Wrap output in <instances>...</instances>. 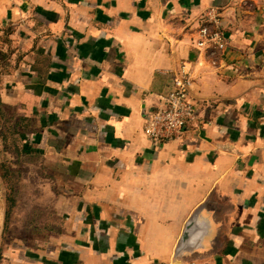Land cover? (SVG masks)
I'll return each mask as SVG.
<instances>
[{
  "label": "crops",
  "instance_id": "1",
  "mask_svg": "<svg viewBox=\"0 0 264 264\" xmlns=\"http://www.w3.org/2000/svg\"><path fill=\"white\" fill-rule=\"evenodd\" d=\"M224 47L197 51L203 11ZM193 63L195 120H143ZM264 0H0V264H264Z\"/></svg>",
  "mask_w": 264,
  "mask_h": 264
},
{
  "label": "built area",
  "instance_id": "2",
  "mask_svg": "<svg viewBox=\"0 0 264 264\" xmlns=\"http://www.w3.org/2000/svg\"><path fill=\"white\" fill-rule=\"evenodd\" d=\"M220 18L221 14L215 7H209L203 11L197 27V39L192 44L193 48L197 51L214 52L224 47V31ZM192 70V62L181 63L173 79V90L145 116L142 131L150 139L164 142L178 138L195 120L193 107L187 100L193 85ZM262 140L264 141V130ZM150 264L169 263L152 262Z\"/></svg>",
  "mask_w": 264,
  "mask_h": 264
},
{
  "label": "water",
  "instance_id": "3",
  "mask_svg": "<svg viewBox=\"0 0 264 264\" xmlns=\"http://www.w3.org/2000/svg\"><path fill=\"white\" fill-rule=\"evenodd\" d=\"M161 3H164L166 0H160ZM197 214H193L189 220L185 223L180 241L175 250L174 262L172 264H180V261L177 257H181L184 253L192 252V245H196L199 242V239L209 236V226L211 223H202L197 221Z\"/></svg>",
  "mask_w": 264,
  "mask_h": 264
},
{
  "label": "bare ground",
  "instance_id": "4",
  "mask_svg": "<svg viewBox=\"0 0 264 264\" xmlns=\"http://www.w3.org/2000/svg\"><path fill=\"white\" fill-rule=\"evenodd\" d=\"M2 212H3V196L0 190V221H1Z\"/></svg>",
  "mask_w": 264,
  "mask_h": 264
},
{
  "label": "rangeland",
  "instance_id": "5",
  "mask_svg": "<svg viewBox=\"0 0 264 264\" xmlns=\"http://www.w3.org/2000/svg\"><path fill=\"white\" fill-rule=\"evenodd\" d=\"M0 234H1V231H0Z\"/></svg>",
  "mask_w": 264,
  "mask_h": 264
}]
</instances>
